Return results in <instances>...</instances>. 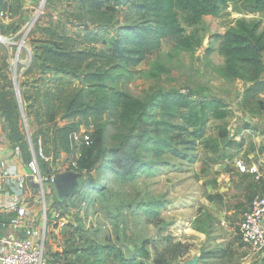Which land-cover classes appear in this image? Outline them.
I'll return each mask as SVG.
<instances>
[{"label":"rangeland","instance_id":"rangeland-1","mask_svg":"<svg viewBox=\"0 0 264 264\" xmlns=\"http://www.w3.org/2000/svg\"><path fill=\"white\" fill-rule=\"evenodd\" d=\"M86 1L19 0L17 9L8 14L9 19L16 17V22L0 32L7 38L0 42V134L20 139L15 145L26 161L30 160L29 140L32 149L41 143L49 158L40 162L44 177L69 171L85 176L78 192L62 203L55 188L45 185L47 201L53 205L48 211L53 232L48 231L47 259L55 264H85L93 259L97 264H155L156 260L183 264L195 258L197 264H259L260 259L240 242L239 223L253 195L264 192V181L237 171L234 166L239 159H234L244 151V145L246 150L264 149V138L260 143L254 140L264 128L255 126L250 129L254 134H243L245 112L239 104L247 86L222 78L224 59L213 36L224 34L238 20L259 22L264 29V13L253 11L252 0H237L221 18L205 17L193 29L182 22L187 34H195L201 41L191 51L165 42L159 56L135 68L96 62L77 77L63 75L38 59L53 32L71 34L88 28L109 42L119 26L139 20L128 9L116 7L114 0L101 9ZM26 2L32 8H26ZM102 48V44L97 46ZM90 72L103 75V81L86 83L84 76ZM61 89L84 90L86 101L122 92L143 103L146 112L124 123L121 109L112 103L103 117L76 118L73 122L80 132L63 147L59 130L72 121L64 119ZM167 93L188 96L196 103L220 100L228 117L216 120L209 114L205 137L186 149L183 142L193 140L188 133L165 132L160 126L162 122L183 125L179 114L169 119L160 110L158 100ZM55 98L61 101L55 102ZM47 101L52 108H46ZM52 113L57 119L50 123ZM253 113L260 114L258 110ZM145 134L151 141L138 153L144 170L131 181L109 177L100 158L102 150L111 152L127 137L136 142ZM99 136L103 139L97 142ZM160 138L189 158L179 159L172 151L156 157L152 141ZM91 141L99 144L100 153ZM12 156L11 148L0 150L1 160ZM244 156L241 160L245 162ZM255 162L262 164V160ZM36 194L37 198L43 196L42 192ZM42 211L40 218L44 219ZM92 249H97L95 257ZM140 252L150 253L151 261L140 258Z\"/></svg>","mask_w":264,"mask_h":264},{"label":"trees","instance_id":"trees-1","mask_svg":"<svg viewBox=\"0 0 264 264\" xmlns=\"http://www.w3.org/2000/svg\"><path fill=\"white\" fill-rule=\"evenodd\" d=\"M90 7L101 9L109 0H87ZM237 0H114L116 7H123L134 13L139 19L132 24L119 26L111 41H103L99 32L90 31L88 28L71 34H59L53 32L47 45L42 48L38 59L42 64H49L54 71L63 75H78L79 71L89 68L91 63L110 65L115 62L122 63L128 67L135 68L147 61L149 58L159 56L163 44L170 42L180 50L191 51L201 45L195 34H187L182 22L188 28H195L205 17L221 18L229 4ZM254 12H264V0H252ZM113 7V6H110ZM8 11V9H7ZM218 41V54L223 57L224 64L220 75L229 81H242L246 84L239 107L251 116L254 110L263 109L260 96L264 94V29L259 22H248L238 20L224 34L214 35ZM102 44L104 48L97 49ZM88 63V64H87ZM84 81H103V75L90 72L85 74ZM60 89V88H59ZM60 91V90H59ZM64 119H70L72 123L59 130L61 145L66 147L69 139L80 132V126L73 122L76 118L90 119L100 118L106 115L112 103L121 109V120L126 123L138 119L140 114L146 112V106L132 96L117 92L112 96H101L94 101H86L84 90H62ZM56 97V96H55ZM55 102L61 101L58 98ZM159 108L164 116L169 119L176 118L177 114L183 125L173 126L169 122L160 124L165 132L181 131L188 133L193 138L191 142L184 141L182 145H194L195 141L205 137L209 122V114L216 120H224L228 117L226 105L220 100H206L196 103L190 97L182 94L167 93L159 98ZM46 108H52L47 101ZM57 114L49 116V122H54ZM247 127L251 125L245 123ZM93 136V135H92ZM138 138V137H137ZM17 137L10 135V142L15 145ZM99 136L97 142L101 141ZM135 139V138H134ZM147 134L140 135L134 142L127 137L122 145L111 152L103 151L99 144L90 143L93 148L99 147L102 165L109 177H118L125 181H131L136 174L144 170V163L139 158V151L143 145L148 143ZM156 157L163 155L166 151L172 153L179 159L186 160L188 154L172 149L166 139L152 141ZM189 149V146L188 148ZM102 166V167H103ZM81 183L85 181L83 173ZM88 176V175H86ZM82 185V184H81ZM91 256H96L97 249L91 250ZM94 256V257H95ZM139 257L144 261H151L148 252H140ZM93 259L85 264H97ZM155 264H166L160 260Z\"/></svg>","mask_w":264,"mask_h":264},{"label":"built area","instance_id":"built-area-1","mask_svg":"<svg viewBox=\"0 0 264 264\" xmlns=\"http://www.w3.org/2000/svg\"><path fill=\"white\" fill-rule=\"evenodd\" d=\"M6 17L7 12L0 10V20ZM6 39L0 34V42ZM86 139L90 141L89 137ZM32 145V141L29 140L31 153L30 160L26 161L20 148L13 145L5 134H0V150L11 148L12 158L18 162L17 165H12L8 160L0 159V218H3L0 226L3 229L13 227L22 234L20 238L8 235L0 237V264H49L46 261V235L50 223L48 211L53 205L51 201H47L45 185L54 187V178L60 173L44 177L41 174L40 162H47L49 158L45 155L41 143L35 149H32ZM261 167L260 163L244 162L241 159L235 164L237 171L252 175L258 182L264 180ZM36 192L40 195L42 192L43 196L37 198ZM36 210L39 216L38 226L36 223L34 225L33 221L37 216ZM41 211L44 212V219L40 218ZM12 215L15 216L14 220L8 223ZM53 215L57 217L56 213ZM239 238L243 246L264 260V192L253 195L245 208L239 223Z\"/></svg>","mask_w":264,"mask_h":264},{"label":"crops","instance_id":"crops-1","mask_svg":"<svg viewBox=\"0 0 264 264\" xmlns=\"http://www.w3.org/2000/svg\"><path fill=\"white\" fill-rule=\"evenodd\" d=\"M19 5V0H0V10H4L5 12H7V17L6 19L4 20H0V32H2L3 30H5L6 28H8L10 25L14 24L16 22V17L13 18V19H9L8 18V14L11 13V11H13L14 9L16 10L17 9V6ZM26 8H32V4L30 2H26L25 5H24ZM8 9V11H7ZM258 13H264V12H258ZM12 15V14H11ZM262 80L264 81V74L262 76ZM244 93V92H243ZM260 100L263 102V109H260L259 112L260 114L258 116H251V114L245 112V115H244V118H245V122L250 124L251 126L250 127H245L243 129V134L247 137L249 134H254V132H251V128H254L255 126H260L261 129L264 128V94H262L260 96ZM248 117H251L252 118V122H247V118ZM259 136L260 137H256L254 140L257 141L258 143H260L261 139L260 138H264V133H259ZM260 144H258L259 146ZM260 147V146H259ZM255 148V149H251L249 148V150H246L247 148L245 147L244 145V151H240L241 152V155H237V157H235L234 160L236 159H242V155H245L244 158H247V159H250V160H254L256 161L257 159L258 160H262V164L261 165H264L263 162H264V159H262V157L264 156V149H260V148ZM263 152V153H262ZM13 157V156H12ZM10 157L6 160H8L9 162H12V165H17V161L16 160H13V158ZM246 159V161H247ZM227 164L231 165V162L229 160H225ZM233 167V166H232ZM235 167V166H234ZM23 169V168H22ZM264 181V180H263ZM261 187V186H260ZM262 187L264 188V183L262 185ZM36 215L38 213V210L35 211ZM35 215V214H34ZM14 217L12 215V217L7 221L8 223H10L12 220H14ZM33 218V216H32ZM3 218H0V222L2 221ZM34 221V225L36 223V226H38L39 224V216L37 215L36 217H34L33 219ZM13 222V221H12ZM11 222V223H12ZM54 222V221H53ZM51 228V227H50ZM50 228H49V225L47 226V238H46V249H47V246H48V243L50 242L51 238L49 235L50 233H52L53 231H50ZM48 231L50 232L48 234ZM21 231L18 230V229H14L13 227H10L9 229H3L1 226H0V237L3 236V235H8L12 238H20L22 236V234H20ZM253 253V252H252ZM47 254H49V250L48 252H46V261L49 263V264H55L54 262H50L47 258H49L50 256H47ZM254 254V253H253ZM255 255V254H254ZM257 256V255H255ZM258 257V256H257ZM259 259V258H258ZM261 260V259H260ZM259 260V264H264V260L260 261Z\"/></svg>","mask_w":264,"mask_h":264},{"label":"water","instance_id":"water-1","mask_svg":"<svg viewBox=\"0 0 264 264\" xmlns=\"http://www.w3.org/2000/svg\"><path fill=\"white\" fill-rule=\"evenodd\" d=\"M18 98L20 100V91L17 89ZM247 122H252V118L248 117ZM83 175L77 172H65L61 174H57L54 178V187L58 196L59 201L65 202L66 200L70 199L74 196L81 185V180ZM199 261L198 258H195L189 262L183 264H197Z\"/></svg>","mask_w":264,"mask_h":264}]
</instances>
